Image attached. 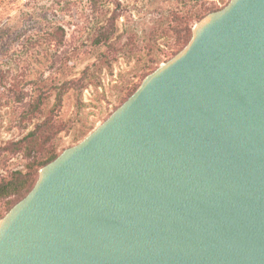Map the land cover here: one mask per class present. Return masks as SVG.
<instances>
[{
	"label": "water",
	"instance_id": "water-1",
	"mask_svg": "<svg viewBox=\"0 0 264 264\" xmlns=\"http://www.w3.org/2000/svg\"><path fill=\"white\" fill-rule=\"evenodd\" d=\"M0 264H264V0H230L0 219Z\"/></svg>",
	"mask_w": 264,
	"mask_h": 264
},
{
	"label": "rangeland",
	"instance_id": "rangeland-1",
	"mask_svg": "<svg viewBox=\"0 0 264 264\" xmlns=\"http://www.w3.org/2000/svg\"><path fill=\"white\" fill-rule=\"evenodd\" d=\"M229 1L201 0L202 12L219 10ZM183 6L178 0H102L96 12L93 0H0V181L13 171L26 170L27 159L22 153L13 155L3 148L35 128L37 119L27 124L21 119L34 97L33 82L41 79L49 86L61 85L79 78L88 65L98 62L108 50L94 47L92 40L105 17L118 9L121 17L113 44L122 51L112 72L105 69L102 85L91 86L82 96L75 91L67 93L56 111V120L68 125L55 141L63 152L104 123L121 105L127 88L143 79L151 58L146 50L150 45L152 56L164 61L156 49L166 50L172 39L163 36L151 41L150 37L167 30L169 12ZM58 26L65 28L63 43L52 36L57 30L52 28ZM18 83L27 95L23 102L13 92ZM55 99L56 91L50 90L43 117L50 115ZM7 213V203L1 201L0 215Z\"/></svg>",
	"mask_w": 264,
	"mask_h": 264
},
{
	"label": "trees",
	"instance_id": "trees-1",
	"mask_svg": "<svg viewBox=\"0 0 264 264\" xmlns=\"http://www.w3.org/2000/svg\"><path fill=\"white\" fill-rule=\"evenodd\" d=\"M184 6V9H174L169 12L170 24L167 30L152 33L151 41L157 40L163 36H167L171 41L168 43L166 50L156 49L162 54L164 61L158 57H153L154 48L150 45L147 50V55L151 56L149 63L145 66L147 72L143 79L127 88L126 95L122 99L124 104L141 86L143 81L154 71H156L163 63H166L178 53H180L191 41L193 37L194 26L203 20L208 14L218 10H206L202 12L201 0H178ZM96 12H99V7L102 5V0H93ZM201 9H199V8ZM205 8V7H204ZM121 14L118 9H114L109 17H105L103 24L98 26L97 33L92 40L93 46L96 48L106 47L108 53H102L99 56V61L88 65L81 73L79 78L64 81L61 85H48L47 80H38L34 84V97L30 102L29 108L22 114L21 119L23 124L33 122L35 119V128L29 131L22 139L9 142L3 150L10 154L22 153L27 159L26 170H17L10 173L8 178L0 181V202L6 201L7 212H9L17 203L25 198L36 185L40 171L42 168L56 160L62 152H59V147L55 141L59 134L66 131L68 125L66 122L57 121V110L63 105L64 97L70 91H75L79 96H82L84 91L91 86L100 87L102 85V73L106 69L112 72L113 64L118 59V53L122 51L117 49L113 44V38L117 32V23ZM57 29L52 32V36L63 43L65 38V28L62 26L53 27ZM150 41V42H151ZM134 49H131L133 52ZM31 84L25 83L24 86ZM20 84L14 85L13 92L19 102H23L26 98L24 87ZM56 91V101L50 115L43 117L45 112V101L49 97V91ZM120 105V106H121ZM119 106V107H120ZM118 107V108H119ZM117 108V109H118ZM116 109V110H117ZM44 118V119H42ZM27 125L24 126V128ZM93 130V129H91ZM92 133V132H91ZM84 134L83 137H87ZM84 138V139H85ZM82 141V140H81ZM3 217L0 215V219Z\"/></svg>",
	"mask_w": 264,
	"mask_h": 264
}]
</instances>
